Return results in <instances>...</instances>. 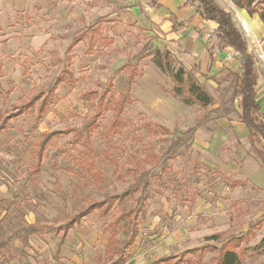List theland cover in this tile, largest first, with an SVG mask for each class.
Instances as JSON below:
<instances>
[{
    "label": "rangeland",
    "instance_id": "rangeland-1",
    "mask_svg": "<svg viewBox=\"0 0 264 264\" xmlns=\"http://www.w3.org/2000/svg\"><path fill=\"white\" fill-rule=\"evenodd\" d=\"M214 1L232 14L244 36V26L248 28L250 36L245 39L264 82V37L252 27V20L264 24V0ZM12 3L22 20H30L33 32L49 26L56 36L39 52L22 54L19 61L25 74L19 84L8 80L0 60V77L8 80L1 89L10 91L8 96L0 93L5 100L0 116L39 92H47L56 78L65 75L64 70L73 77L66 76L59 85L55 101L40 122L35 109L11 120L0 134V242L8 243L11 264H111L119 253L124 254V264H151L204 246H209L205 253L186 255L184 264H212L224 241L246 233L264 216V199L258 193L246 186L239 190L229 186L220 169L211 164L215 158L193 146L197 130L207 137L218 117L230 114L236 118L238 96H234L232 75L211 94L215 111L191 107L192 134H185L187 127L182 122L176 126L160 123L168 131L149 125L155 122L149 121L134 97L123 114L122 126L113 130L121 76L115 72L121 63H135L144 49L149 56L140 61V68L148 57L154 61L153 36L133 26L138 35L124 50L115 43L105 46L100 40L92 52H87V38L73 49L70 60L67 49L78 34L98 25L100 30L107 27L102 0ZM249 9L258 13L251 15ZM108 86L113 88L112 110L103 113L87 137L82 127L87 116L96 112L99 100L83 95L90 90L102 94ZM46 131L70 133L51 143L42 169L35 173L34 151ZM227 135L232 143L225 149L231 153L238 144L231 132ZM229 177L238 179L235 174ZM126 191L131 194L109 215L95 212L82 218L59 243V228L82 205ZM132 209L144 210L145 215L138 216L130 237L129 223L119 217ZM248 239L242 245V264H264V226L253 229Z\"/></svg>",
    "mask_w": 264,
    "mask_h": 264
},
{
    "label": "crops",
    "instance_id": "crops-1",
    "mask_svg": "<svg viewBox=\"0 0 264 264\" xmlns=\"http://www.w3.org/2000/svg\"><path fill=\"white\" fill-rule=\"evenodd\" d=\"M102 1L105 3L102 10L106 11L103 16L107 22L104 25L107 27L102 26L104 30L101 32L104 37L113 39V43L121 50L127 48L133 38L136 39L138 34L135 33L133 26H138L144 29L145 33L153 36L151 38L153 50L169 52L176 66L193 74L210 94H213V90H217L219 84L228 75L241 74V56L227 59L228 52L232 48L221 49V44L215 36L217 23L207 20L198 8L187 0ZM252 27L264 37L263 22L252 20ZM208 34H211L210 38ZM55 36V31L49 26L33 32L30 20L27 17L21 19L18 8L15 4H11V0H0V60L3 64L2 71L8 74V80L11 79L15 84H19V80L25 74L22 61H19L22 54L39 52L51 43ZM108 48L106 47L105 50ZM151 58L148 57L141 66L143 75L138 77L132 86V99L134 97L136 105L142 108L150 122L167 126H176L178 122H182L187 127L186 130L191 129L193 124L190 116L191 107L171 95V78L164 74ZM123 65L125 63H121L118 69ZM122 74L117 89L125 92L127 76L125 73ZM5 78L6 76L0 77V84L4 89V81L8 82ZM240 98L239 96L236 99V118H232L230 114L218 117L215 127L207 137L200 136L197 130L193 137V146L213 156L215 161L211 164L214 167L228 176L235 174L237 180L243 181L244 186L264 199V163L254 153L250 132L241 121ZM257 101L264 118V82L260 80ZM4 103L5 100L0 96V106ZM210 108V110L215 109L214 105ZM228 132L234 135L238 144V147H233L231 153L228 148L225 149V145L232 143L228 138ZM254 143L259 144L260 147L264 146V143H258L256 140ZM234 189H243V186Z\"/></svg>",
    "mask_w": 264,
    "mask_h": 264
},
{
    "label": "trees",
    "instance_id": "trees-1",
    "mask_svg": "<svg viewBox=\"0 0 264 264\" xmlns=\"http://www.w3.org/2000/svg\"><path fill=\"white\" fill-rule=\"evenodd\" d=\"M188 3L196 6L198 11L207 19L217 23L218 28L215 36L221 44V49L232 48L240 53L241 56V74H231L234 78L236 90L235 97H241L239 101V107L241 109L240 118L250 132V138L254 153L264 163V146L257 147L254 140L258 143H264V118L262 117L261 107L257 101V88L260 80V73L257 67V61L255 56L249 51L247 41L244 37L241 29L235 24L232 14L221 8L214 0H187ZM248 13L254 15L258 13L256 9H249ZM89 39L87 52H92L96 49L97 43L101 40L105 46H111L113 39L104 37L100 27L87 28L81 34H78L71 42L67 49L68 59H72L73 49L81 42ZM144 49L141 52V56L136 59L135 63L128 62L121 68L116 70L115 75L127 74V87L125 92H118L117 104L114 107L115 115L112 124L113 130H118L124 120L123 114L127 108V105L132 101L131 90L132 86L136 83V79L143 75V70L140 68V61L149 56L145 54ZM155 64L161 69V71L169 76L172 81L171 95L188 107L198 106L202 110H207L214 105L213 96L202 85L198 79L190 73L185 72L184 69L177 67L174 58L169 52H160L155 50ZM64 76L56 78L53 86L47 91H41L28 101L23 102L15 107H12L9 111L2 113L0 116V134L9 128L11 120L21 117L33 110L37 111V122H40L47 114L48 108L55 101L57 97V90L61 83H64L66 76L72 78L73 75L67 70L63 71ZM67 74V75H66ZM0 93L8 96L9 92H3L0 85ZM113 94V88L108 86L101 94L98 91L90 90L86 92L83 97L87 98L92 96L93 99L99 100V104L95 106L96 112L89 114L82 127L87 137H90L93 133L95 125L98 123L104 112L110 111L111 106L109 99ZM213 109L212 111H215ZM164 131L168 129L164 128L160 124L148 123ZM194 129H188L185 134H192ZM69 131H53L43 132L41 138L36 144L34 151V164L32 166L33 172L38 173L42 169L43 158L47 148L57 138L69 134ZM81 136L82 133H79ZM254 139V140H253ZM225 182L232 188L238 186H244V182L241 180H232L226 173L219 172ZM131 193L126 191L121 194L109 195L101 202H89L82 205L77 211L72 213L66 223L59 228L61 231L60 242L62 243L67 237L70 230H72L76 224H78L82 218L99 212L101 216H107L111 213L114 206L118 202L124 201ZM144 217V210H124L120 215L121 220H125L129 223V235L132 236L133 226L136 225V221L139 215ZM264 226V218L258 220L254 224H251L248 231L241 235L231 236L230 239L224 241L219 248V257L213 259L212 264H242L243 244L248 242V238L252 234L253 229H260ZM31 232V231H30ZM29 234V233H28ZM215 239V238H212ZM131 240L130 243H132ZM111 247V246H109ZM209 246L201 248H195L183 252L180 256L163 257L151 264H184L185 256L188 254L200 253L203 254ZM112 249H110L111 251ZM9 245L5 241L0 242V264H11L9 257ZM124 254L119 253L116 260L111 264H124Z\"/></svg>",
    "mask_w": 264,
    "mask_h": 264
},
{
    "label": "built area",
    "instance_id": "built-area-1",
    "mask_svg": "<svg viewBox=\"0 0 264 264\" xmlns=\"http://www.w3.org/2000/svg\"><path fill=\"white\" fill-rule=\"evenodd\" d=\"M244 31H245V36L244 37H249L250 36V32H249V30H248V28L246 26H244ZM208 37L210 38L211 34H208ZM234 56H240V53L238 51L234 50V49H231V51L228 52L227 59H231ZM261 59L264 62V58L262 57Z\"/></svg>",
    "mask_w": 264,
    "mask_h": 264
}]
</instances>
